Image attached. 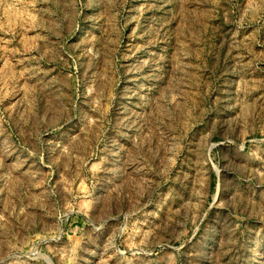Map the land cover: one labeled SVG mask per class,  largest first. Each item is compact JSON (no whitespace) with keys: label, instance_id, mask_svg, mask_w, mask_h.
<instances>
[{"label":"rangeland","instance_id":"1","mask_svg":"<svg viewBox=\"0 0 264 264\" xmlns=\"http://www.w3.org/2000/svg\"><path fill=\"white\" fill-rule=\"evenodd\" d=\"M0 264H264V0H0Z\"/></svg>","mask_w":264,"mask_h":264}]
</instances>
